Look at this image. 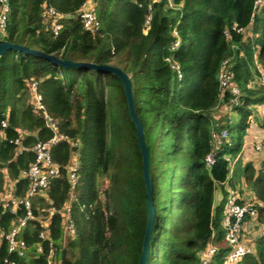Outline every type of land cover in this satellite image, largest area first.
I'll return each mask as SVG.
<instances>
[{"label":"trees","instance_id":"1","mask_svg":"<svg viewBox=\"0 0 264 264\" xmlns=\"http://www.w3.org/2000/svg\"><path fill=\"white\" fill-rule=\"evenodd\" d=\"M86 1L10 0L6 38L58 58L115 65L129 74L152 186L145 264H200V252L213 230L218 249L209 264H223L229 248L223 229H216V214L222 212L227 191L216 208L213 197L218 184H232L231 160L242 149L253 108L264 103V84L257 78V65L264 68V3L252 16L254 0H174V9L166 0H93L98 27L87 31L78 15ZM48 6L63 15L56 34L44 21ZM250 23L251 35L233 29ZM226 58L239 92L231 109L239 114L234 124L230 118L215 120L222 114L214 112L232 98L230 92L219 96L218 73ZM33 81L58 132L77 146L67 141L52 146L59 172L44 193L30 198L34 218L20 230L25 242L21 253L8 251L5 237L0 240V264L5 259L46 264L50 242L61 264H137L146 224V189L135 127L114 74L63 68L13 50L0 55V191L6 174L14 182L13 195H25L28 180L20 173L33 160V145L52 136L31 103ZM223 128L228 139L214 144L213 133ZM73 152L78 164L71 203L76 235L63 238L60 209L69 196L67 166ZM209 155L212 162L207 164ZM243 176L263 224L259 203L264 202V158L257 170L247 163ZM50 207L57 211L48 222L49 237L42 239L41 221ZM11 209V203L0 204V228L6 232L25 214L22 204ZM237 264H264V231L256 236L254 251Z\"/></svg>","mask_w":264,"mask_h":264},{"label":"built area","instance_id":"2","mask_svg":"<svg viewBox=\"0 0 264 264\" xmlns=\"http://www.w3.org/2000/svg\"><path fill=\"white\" fill-rule=\"evenodd\" d=\"M151 1L153 2L155 0ZM9 2L10 0H0V34L2 35L3 39H7V26L10 12ZM166 3L170 8H178V6L174 4V0H166ZM263 3L264 0H254L252 16L259 11ZM148 7L150 8L151 4H149ZM44 14V21L47 25L46 27L51 29L53 33H58L62 27L60 18L63 15L56 12V9L52 6L46 7ZM78 15L85 30L94 31L97 29L98 24L93 0H87L84 2L78 9ZM251 23L249 24L248 28L251 27ZM233 29L244 35L245 32L248 31L247 27L241 29L236 28L235 25L233 26ZM177 43L178 41H176L174 45ZM230 66L231 63L229 58L224 59L221 63L218 73L220 99H222L226 92H230L232 94V98L229 100V102L223 105V107L227 110H231L232 106L237 103L236 97L239 94L238 89L232 83V73ZM257 67V78L260 83L264 84V68L259 65H257ZM30 92L33 108L36 112H39L43 116L45 125L52 131V136L44 141L36 142L32 147V151L34 153L33 160H31L27 167L20 173L21 177L28 180V187L23 197H15L13 195L12 191L14 182L9 180L6 174L4 176L5 184L3 189L0 191V204L5 206L11 203L12 211H15L18 205L22 204L25 209V214L17 219L16 223L13 224L9 231L6 232L3 228H0V240L5 237L8 241V251L11 252L18 250L19 253H21V250L25 247V242L19 238L20 230L25 226L29 219L34 218L33 214L31 213L30 198L37 193H44V190L47 188L50 180L54 178L59 172L58 165L52 160L51 157L52 146L58 141H67L71 146H77L75 141L68 138L63 133L58 132L56 121L45 111L44 106L41 103V96L36 90V83L34 81L30 84ZM218 110H221V108ZM3 125H5L4 122ZM18 133L20 136L23 134V132L19 129ZM212 138L214 144L219 143L222 139L227 140V129L223 128L218 133L214 132ZM19 143V139H16L15 144L19 145ZM20 149L22 148L20 147L18 150ZM206 159L207 164H210L212 162V155L207 156ZM77 165V153L73 152L70 163L67 166V175L70 182L69 196L60 209L61 217L63 218L61 224L63 238L66 236L74 237L76 235V227L71 213V203L74 199L73 189L76 182L75 171ZM259 205L264 209V202H260ZM89 206V208H91V205ZM56 211V208L50 207L48 209V214L45 216V218L43 217L41 226L44 229L40 230L39 232L40 238L45 239L49 237L50 230L48 229V222ZM222 216L221 226L224 232V240L226 241L229 248L223 259V264H237L242 256L254 251L255 238L256 236L263 234L264 223L262 224L257 220V210L254 202L245 200L242 198L241 194L236 192L233 188L227 191V194L223 199ZM246 216L247 219H245ZM214 237L215 233L213 230L208 243L200 252V264H209L215 256L218 246L214 242ZM37 250L39 252L42 251L40 244L37 245ZM3 264L12 263H9L7 259H5ZM46 264H61V259L58 258L55 247L51 242L49 243V249L46 256Z\"/></svg>","mask_w":264,"mask_h":264},{"label":"water","instance_id":"3","mask_svg":"<svg viewBox=\"0 0 264 264\" xmlns=\"http://www.w3.org/2000/svg\"><path fill=\"white\" fill-rule=\"evenodd\" d=\"M69 16L72 17L73 15L70 14ZM8 50L39 56L63 68L83 67L93 71H100L104 73L114 74L121 81L123 86L124 96L127 103L128 115L132 120L136 131L137 144L141 154L142 177L146 189V207H147L146 224L142 236L141 251L137 262V264H145L149 249L150 231L152 229L151 227V221L153 216V203L151 198L152 186L149 175V151L145 143L144 131L141 120L137 116L134 110L131 79L129 77V74H127L120 67L115 65L106 64V63H96L92 61H73L68 58H58L44 51L33 49L26 45L10 42L8 39H0V55L4 54Z\"/></svg>","mask_w":264,"mask_h":264},{"label":"crops","instance_id":"4","mask_svg":"<svg viewBox=\"0 0 264 264\" xmlns=\"http://www.w3.org/2000/svg\"><path fill=\"white\" fill-rule=\"evenodd\" d=\"M247 29L248 31L245 32V36L252 34V28L247 27ZM255 108L256 112H253V117H251V123L244 136L242 149L240 153L231 160V166L233 165L232 167H234V169H236L237 165L240 167L241 176L239 181L242 184L244 182L243 169L245 165L251 163L257 170L261 167L264 158V107L259 104L256 105ZM227 184H229V180L216 186L213 197V208L220 206L225 192L228 191V188H226ZM240 193L245 200L255 202V196L251 189L247 188L246 184L244 185L243 191Z\"/></svg>","mask_w":264,"mask_h":264},{"label":"rangeland","instance_id":"5","mask_svg":"<svg viewBox=\"0 0 264 264\" xmlns=\"http://www.w3.org/2000/svg\"><path fill=\"white\" fill-rule=\"evenodd\" d=\"M0 38L3 39L2 35L0 34ZM255 83H257V80L255 81ZM257 87H259L258 85H256ZM260 106L264 107V103L260 104ZM221 108L220 112H218V109ZM215 112V116H217V114H222L220 117L217 116L218 119L215 120H221V119H225V118H230V123L234 124L237 122L238 118H239V114L238 111H233L232 110H227L226 108L223 107L222 104H219L218 107L216 108V110H214ZM253 112H256V108H253ZM225 117V118H224ZM240 167L239 165L236 166L235 172L233 174V178H232V184H227L228 190L233 188L236 192L240 193L241 191H243L245 182H243V184L239 181L240 180ZM241 190V191H240ZM217 216V221L219 222V224L216 226L217 231H220V229L222 230V226H221V221H222V212H218L216 214ZM223 244L225 245V242H223Z\"/></svg>","mask_w":264,"mask_h":264}]
</instances>
